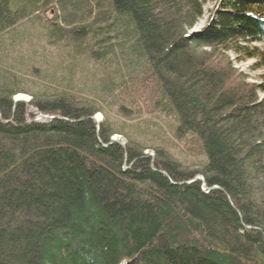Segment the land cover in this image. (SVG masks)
Wrapping results in <instances>:
<instances>
[{"label":"trees","instance_id":"trees-1","mask_svg":"<svg viewBox=\"0 0 264 264\" xmlns=\"http://www.w3.org/2000/svg\"><path fill=\"white\" fill-rule=\"evenodd\" d=\"M19 14L104 75L96 95L7 70L0 264H264V78L235 66L242 53L264 72V0H0V38L28 25ZM17 93L75 122H37L23 102L12 112ZM101 96L173 123L200 169L161 146L110 143L114 124L93 120Z\"/></svg>","mask_w":264,"mask_h":264},{"label":"rangeland","instance_id":"rangeland-1","mask_svg":"<svg viewBox=\"0 0 264 264\" xmlns=\"http://www.w3.org/2000/svg\"><path fill=\"white\" fill-rule=\"evenodd\" d=\"M211 7L212 4H207L206 11ZM206 15L207 13H205V17ZM46 17H50L49 13L45 14ZM205 17L199 20L192 29H199ZM39 25L40 21L33 20L27 26L20 27L19 34H15L14 41L0 38V83L5 77H10L6 74L8 70L18 75H24V79L34 82L35 87L41 91H65L69 89L67 86H70L72 89H78L81 93H96V83L98 78L104 75L103 70L91 61L82 60L83 56H76L72 59L73 54L70 50H64L63 44H51L46 40ZM20 33L24 37L20 36ZM239 57L242 61L235 62V66L243 71L246 80L249 82L263 81L264 72L260 69L252 70L250 67L254 60H250L246 54L242 53L239 54ZM99 93L98 91L96 95ZM107 96H105L106 98L101 96L102 101L99 103L104 107V113H96L94 118L96 119L100 115L97 120L101 121L104 116L108 122L114 124H112L113 128L115 127L118 132L121 131V133L115 132L111 138L122 145L126 143V137H128L143 145L161 146L175 159L181 161L184 166L200 169L202 155L198 151L196 153V149H194L195 152H192L184 148L183 140L174 135L173 123L152 114L149 109H143L141 114H123L116 111L112 100H109ZM29 98L31 99L30 96ZM103 98L105 99L104 104L107 102L108 107L102 103ZM135 107L141 106L136 104ZM121 127H123V131ZM145 152L152 154L149 148Z\"/></svg>","mask_w":264,"mask_h":264},{"label":"bare ground","instance_id":"bare-ground-1","mask_svg":"<svg viewBox=\"0 0 264 264\" xmlns=\"http://www.w3.org/2000/svg\"><path fill=\"white\" fill-rule=\"evenodd\" d=\"M17 15H18V14H17ZM18 17H19V18L16 20L15 23H29V22L32 21V19L27 18V17H23V16L20 15V14H19ZM0 84H1V83H0ZM19 99L27 100V101H22V100H19ZM16 100H19V101H16ZM12 101H13V103H12V107H11L12 112L14 111V109H15V105H16L18 102H23V103H25L28 112H31V113H34V114H35V118H34V120L37 121V122H45V121H47V120H54V119L62 120V121H63V120H67V119H65L64 117L60 116V115H55V116H53V115H48V114H42L37 108H35V107H33V106L30 105V103H29V102H30V98H29V96L26 95V94L17 93V94H15V95L12 97ZM99 116H100V115H98V116L96 117V119L93 117V120H94L95 122H99V120H97V119H99ZM67 121L75 122L74 120H72V121H71V120H67ZM96 129H98V127H96ZM112 142H117V141H116L114 138H111L110 143H112ZM118 143H119V142H118ZM119 144H121V143H119ZM121 145H122V144H121ZM103 146H105V145H103ZM149 155L152 156V154H149ZM215 188H218V187L216 186Z\"/></svg>","mask_w":264,"mask_h":264},{"label":"water","instance_id":"water-1","mask_svg":"<svg viewBox=\"0 0 264 264\" xmlns=\"http://www.w3.org/2000/svg\"><path fill=\"white\" fill-rule=\"evenodd\" d=\"M19 100H22V99H19ZM19 100H16V101H19ZM22 101H27V100H22ZM165 176H167L165 173H163ZM196 179H199L198 177H195L193 180H196Z\"/></svg>","mask_w":264,"mask_h":264}]
</instances>
